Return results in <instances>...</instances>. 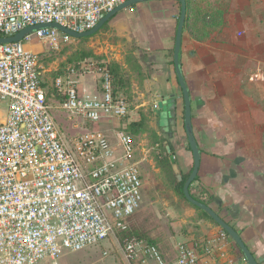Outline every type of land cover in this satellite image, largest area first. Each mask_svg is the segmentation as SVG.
Segmentation results:
<instances>
[{"label": "built area", "instance_id": "1", "mask_svg": "<svg viewBox=\"0 0 264 264\" xmlns=\"http://www.w3.org/2000/svg\"><path fill=\"white\" fill-rule=\"evenodd\" d=\"M126 1L0 0V37L43 23L85 32ZM33 37L54 46L75 39L45 27L18 42L0 43V104L5 106L0 120V264H60L66 253L109 236L119 243L117 232L128 230L144 200L142 172L134 160L136 139L127 124L112 126L114 141L94 128L129 114L111 73L99 70V90L92 93L78 89L73 68L54 78V87L65 95L62 109L89 125L67 139L46 102L38 55L25 47L24 41ZM229 242L223 230L203 240L182 237L170 262L156 244L142 238L126 239L120 248L128 263L247 264L234 256Z\"/></svg>", "mask_w": 264, "mask_h": 264}, {"label": "crops", "instance_id": "2", "mask_svg": "<svg viewBox=\"0 0 264 264\" xmlns=\"http://www.w3.org/2000/svg\"><path fill=\"white\" fill-rule=\"evenodd\" d=\"M203 8L224 13L204 16ZM179 13L176 0L144 2L137 10L152 65L173 49ZM187 15L179 60L201 150L195 183L264 264V0H202ZM162 63L172 72L170 88L175 83L179 87L174 67ZM254 74L257 78L250 80ZM77 87L83 93L97 92L99 80ZM216 233L212 229L197 239ZM229 248L240 258L231 241Z\"/></svg>", "mask_w": 264, "mask_h": 264}, {"label": "rangeland", "instance_id": "3", "mask_svg": "<svg viewBox=\"0 0 264 264\" xmlns=\"http://www.w3.org/2000/svg\"><path fill=\"white\" fill-rule=\"evenodd\" d=\"M140 6L141 3H138L118 12L100 30L85 40L74 39L54 46L33 37L26 39L24 44L27 49L38 55L40 72L47 91V104L67 139H72L89 127L83 119L75 120L62 109L60 96L57 94L59 92L55 93L52 89L54 78L64 75L68 68L75 69L71 78L77 80L75 85L79 84L82 89L83 85L87 87L95 83L99 78V70L106 68L112 72L116 91L123 95L129 104V114L117 122L94 127L107 134L112 141L115 138L112 127L114 124H128L143 117V130L134 133L137 146L134 160H137L142 172L144 200L129 225L134 235L140 234L153 240L164 258L170 262L175 257L176 240L190 236L197 239L206 236L212 229L216 232L222 229L202 217L197 209L183 200L177 190L172 164L162 165L167 156L164 151L166 144H170L173 149L180 174L188 173L193 159L183 128L181 89L176 83L174 89L170 88L171 71L162 65L166 60L167 64L173 66L172 49L163 58L158 56L159 64L152 65L151 52L145 49V34L137 19ZM257 13L262 16V11ZM89 65H93L92 71L87 69ZM165 95L174 97L177 102L176 122L169 129L171 136L164 133L158 124V102ZM4 115L5 106L0 104V120ZM190 189L194 195L204 200L211 197L195 181ZM120 247L114 237L109 236L98 245L66 253L60 264H154L152 261L142 262L140 259L128 263L123 258ZM236 248L238 249L237 246Z\"/></svg>", "mask_w": 264, "mask_h": 264}, {"label": "water", "instance_id": "4", "mask_svg": "<svg viewBox=\"0 0 264 264\" xmlns=\"http://www.w3.org/2000/svg\"><path fill=\"white\" fill-rule=\"evenodd\" d=\"M148 1L151 0H127L123 4L116 6L114 9L106 13L103 17L100 18L99 22L92 29L85 32H81V33L75 32L65 27H62L57 23H43V24L28 26L20 30L11 37H0V43L18 42L27 35H29L30 33L34 32L35 30L45 27L57 28L69 34L75 39L89 37L95 34L98 30H100V28L105 23H107L111 18H113L118 12L126 8H129L133 5H136L138 3L148 2ZM176 1L180 4V13L175 30L172 61H173L174 71L176 74V79L182 93L183 128L193 159L191 173L183 184V189H182L183 195L190 204L204 211L225 233H227L228 237L231 238V240L241 251L243 258L247 264H259L256 258L254 257L253 253L250 251L248 246L245 244L244 240L239 235V233L230 224H228L221 216H219L210 206L193 198L189 191V186L191 185V183L194 181V179L198 174L201 156H200V150L198 144L193 134L191 98L184 77L181 72L180 60H179L182 30L186 19V0H176ZM158 108H160L158 115L159 116L158 124L164 133H166L168 136H171V132L169 131V128L176 122V111H177L176 99L174 97L163 96L162 99L158 102ZM165 148L169 157V161L172 164L173 171L177 177V180L180 182L182 180V176L180 174L179 167L175 162V157L171 153V149L168 144L165 146Z\"/></svg>", "mask_w": 264, "mask_h": 264}, {"label": "trees", "instance_id": "5", "mask_svg": "<svg viewBox=\"0 0 264 264\" xmlns=\"http://www.w3.org/2000/svg\"><path fill=\"white\" fill-rule=\"evenodd\" d=\"M200 1H202V0H186V13L188 14V12H189V9L191 8V6L192 7H195V6H197V5H199V3H200ZM219 1H224V2H228V0H219ZM203 12H204V16H208V15H210V16H218V15H223V13H224V11H221V10H218V9H214V10H210V9H206V8H203ZM188 19H189V17H188V15H187V19L185 20V23H184V28L187 26V22H188ZM177 21H178V19H177ZM106 24V23H105ZM104 24V25H105ZM184 28H183V30H184ZM182 30V31H183ZM87 37H83V38H80L81 40H85ZM172 54H173V49H172ZM39 61V60H38ZM172 64H173V61L171 62ZM110 73H111V75H112V78H113V86H114V84H115V78L113 77V74H112V72L110 71V70H108ZM52 85H53V90H54V92L55 93H57V92H59L55 87H54V84L52 83ZM42 86H43V88H44V90H45V96H46V99H47V91H46V89H45V82H42ZM114 91H115V93H117V94H120V93H118L117 91H116V87L114 86ZM59 96H60V101H61V104L64 102V100H65V95L63 94V93H61V92H59V93H57ZM121 95V94H120ZM123 96V95H122ZM124 97V96H123ZM125 98V97H124ZM126 99V98H125ZM47 102V101H46ZM128 107H129V104H128ZM143 121H144V119H143V117L141 118L140 117V119L138 120V121H133V122H129L126 126H125V128H126V130L128 131V132H130L131 134H133L134 135V133H137V132H141L142 130H143ZM135 136V135H134ZM167 145V144H166ZM165 145V146H166ZM169 146H170V149H171V153L173 154V149H172V147H171V145L170 144H168ZM165 146H164V151L166 152V148H165ZM189 147V146H188ZM190 150V149H189ZM200 150V149H199ZM201 151V150H200ZM166 157H165V160H164V162H163V164L162 165H164V164H166V165H170V161H169V157H168V154H167V152H166ZM191 170H192V167L190 168V170L188 171V173L187 174H182L181 173V176H182V180L179 182L178 180H177V177H176V175H175V180L177 181V183H176V186H177V190H178V192L180 193V195H181V197L183 198V200L186 202V203H188L189 205H191L194 209H197L199 212H200V214L202 215V217H204L205 219H208V220H210V221H212V222H214L204 211H202V210H200V209H198L196 206H194V205H192V204H190L187 200H186V198L184 197V195H183V191H182V189H183V184H184V182H185V180L188 178V176L190 175V173H191ZM196 180H198V175L196 176V178L194 179V181H196ZM193 181V182H194ZM192 182V183H193ZM192 183H191V185H192ZM191 185L189 186V191H190V194H191V196L193 197V198H195V199H197L198 201H200V202H202V203H204V204H206V205H208L209 206V204L211 203V197L208 199V200H204V199H202V198H199V197H197L196 195H194L192 192H191V189H190V187H191ZM215 223V222H214ZM216 224V223H215ZM229 224V223H228ZM217 225V224H216ZM218 226V225H217ZM135 233H133V232H131V228H130V225H129V227H128V230H126V231H120V232H117V236H118V240H119V244H123L124 243V241L126 240V239H129V238H132V237H135V238H142V239H144V240H146L147 242H150V243H153V244H156L153 240H150V239H147V238H145V237H143V235H140V234H137V235H134ZM226 235H227V233H226ZM228 236V235H227ZM230 240H231V238H230ZM239 254H240V256H241V258H243V255H242V253H241V251L239 250Z\"/></svg>", "mask_w": 264, "mask_h": 264}, {"label": "flooded vegetation", "instance_id": "6", "mask_svg": "<svg viewBox=\"0 0 264 264\" xmlns=\"http://www.w3.org/2000/svg\"><path fill=\"white\" fill-rule=\"evenodd\" d=\"M170 129V128H169Z\"/></svg>", "mask_w": 264, "mask_h": 264}]
</instances>
